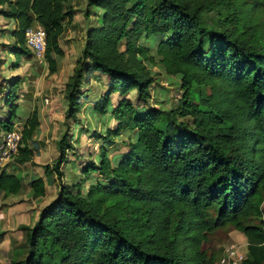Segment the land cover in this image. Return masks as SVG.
<instances>
[{
	"label": "trees",
	"instance_id": "obj_1",
	"mask_svg": "<svg viewBox=\"0 0 264 264\" xmlns=\"http://www.w3.org/2000/svg\"><path fill=\"white\" fill-rule=\"evenodd\" d=\"M69 1L0 0V14L14 22L18 61L32 56L25 32L37 22L49 73L57 71L60 38L75 13ZM92 7L101 22L85 30L64 85V118L78 120L88 97L82 87L99 72L109 79L92 111L116 125L95 133L98 152L81 167V180L59 183L24 226L25 254L0 264H213L203 245L227 227L246 239L242 264H264V0H86L85 15ZM152 35L162 36L154 52L139 42ZM153 67L178 81L177 106L151 104ZM19 84V76L8 81L0 139L14 128ZM39 126L36 109L22 119L16 164L34 162ZM68 129L44 165L56 181L75 149ZM123 131L135 139L113 163L109 149ZM27 186L33 199L46 193L42 176ZM21 188L17 173L0 169V198Z\"/></svg>",
	"mask_w": 264,
	"mask_h": 264
},
{
	"label": "rangeland",
	"instance_id": "obj_2",
	"mask_svg": "<svg viewBox=\"0 0 264 264\" xmlns=\"http://www.w3.org/2000/svg\"><path fill=\"white\" fill-rule=\"evenodd\" d=\"M68 5L76 6L77 28L70 27V24L66 25L60 38L64 55L59 60L57 71L54 74L49 73L45 59L39 61L31 56L29 59L24 58L18 61L14 57L11 53L14 39L10 34L14 22L0 14V121L8 116L9 105L5 103L8 81L14 76H19L17 117L14 122H18V126H21L22 119L27 117L33 109H36L43 130L42 135L38 131L33 136V139L37 140L34 144L35 159L39 163L16 164L12 160L4 166L9 172L17 173L23 182L18 195L3 193L0 198V232H3L0 236V263L8 262L10 259H19L25 254L24 226H32L37 219L39 209L55 198L59 190V183H71L74 175L82 177L81 170H78L87 161L93 160L98 152L101 139H98L95 133L103 132L110 126L107 119L102 123L100 119L82 112L83 109L79 113L77 121L64 118V85L79 57L84 41V29L98 26L101 22L102 12L99 8L92 7L89 8V14L85 15L86 0H70ZM161 38V35L143 36L139 42L154 52L155 46ZM153 71L157 74L151 89V104L159 105L164 109L177 106L182 96L178 81L174 77L167 76L160 67H153ZM94 91H97L96 88ZM82 92L85 93L87 90L82 89ZM87 96L89 95L87 94ZM118 98L120 97L113 96L114 103L118 101ZM128 98L137 104L134 91L130 92ZM66 128H69L68 135L73 138L75 149L68 151L67 161L61 166V170L64 172L63 177L60 181H56L53 178L54 175L51 177L44 175V165L50 166L57 157L56 142ZM134 139V133L129 131H123L114 139L115 143L109 149V156H112L113 163L119 161L127 150L129 141ZM71 162L80 167L77 168L78 170L76 169V172ZM73 172L75 173L73 174ZM38 175H43L47 191L43 197L33 199L27 181L31 176L37 177ZM94 176L91 175L92 178ZM86 186L87 182L85 181L83 188L85 189ZM251 221L257 223L260 219L252 218ZM231 244H237L239 252L246 251L245 237L232 227H227L211 234L203 248L214 257L213 264H219L224 248Z\"/></svg>",
	"mask_w": 264,
	"mask_h": 264
},
{
	"label": "built area",
	"instance_id": "obj_3",
	"mask_svg": "<svg viewBox=\"0 0 264 264\" xmlns=\"http://www.w3.org/2000/svg\"><path fill=\"white\" fill-rule=\"evenodd\" d=\"M25 44L30 50L32 56L39 61L45 59L46 49V33L42 26L37 22L28 28L25 32ZM47 102V99H46ZM15 122L12 130L2 134L0 139V167L3 168L11 162L14 156L18 153L22 141L21 126ZM245 257V252L238 251L237 244H231L224 248L223 254L219 259V264H242Z\"/></svg>",
	"mask_w": 264,
	"mask_h": 264
},
{
	"label": "crops",
	"instance_id": "obj_4",
	"mask_svg": "<svg viewBox=\"0 0 264 264\" xmlns=\"http://www.w3.org/2000/svg\"><path fill=\"white\" fill-rule=\"evenodd\" d=\"M1 7V6H0ZM71 8H73L74 10H75V13H77V11H76V6H72ZM74 13V15H73V19H72V21H71V23H70V27H72V28H77V19H78V15L77 14H75ZM69 25V24H68ZM83 26V25H82ZM83 28H85V27H83ZM84 31H85V29H84ZM108 79H109V77L107 76V75H104V74H101V73H99V72H94L92 75H91V77H90V79L88 80V82L82 87V89L84 90L85 89V91L87 90V92H85L86 94H88L89 96L85 99L86 101H85V104H84V106H83V111L82 112H86V114H88L89 116H91V117H96V118H98V119H100L101 120V122L102 123H104L105 122V119H107L108 121H109V123H110V126H109V128H111V129H113L114 127H115V125H116V121L114 120V119H112V118H109V116L108 115H102V116H96L94 113H93V111H92V109H93V106H94V101L95 100H97V99H99V97L103 94V92L105 91V89H106V83H107V81H108ZM95 88H96V90L97 91H94L95 90ZM100 88V89H99ZM115 95L117 96V97H119L118 96V94H113L112 96H111V100H112V102H113V104H116V103H114V100H113V96L115 97ZM117 100H119V98L117 99ZM91 101H93V102H91ZM82 115H83V113H82ZM84 117H85V115H83ZM87 121V120H86ZM39 131H40V134L42 135V133H43V130H42V122H40V126H39ZM74 141V140H73ZM111 158H112V156H110ZM113 159V158H112ZM33 161L35 162V163H39L36 159H35V157H34V159H33ZM72 164H73V166H74V170H75V172H76V169L78 168H80V167H77L76 165H75V163L74 162H71ZM77 169V170H78ZM78 171H80V169L78 170ZM75 172H73V174L75 173ZM72 174V175H73ZM91 175H95L94 173L93 174H91ZM91 175H90V178H89V180L88 181H86L87 182V185L89 184V183H92V182H94L95 180H96V175L92 178L91 177ZM38 176H42L43 177V175H38ZM44 178V177H43ZM54 178V177H53ZM80 177H75V175L74 176H72V181H78V179H79ZM82 178V177H81ZM81 178H80V180H81ZM55 179V178H54ZM23 182V181H22ZM85 183V182H84ZM87 187V186H86ZM46 188V187H45ZM47 191V190H46ZM19 193H17V194H14V195H18Z\"/></svg>",
	"mask_w": 264,
	"mask_h": 264
}]
</instances>
